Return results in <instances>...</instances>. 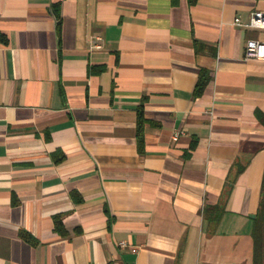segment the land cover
Returning a JSON list of instances; mask_svg holds the SVG:
<instances>
[{
  "label": "crops",
  "instance_id": "obj_1",
  "mask_svg": "<svg viewBox=\"0 0 264 264\" xmlns=\"http://www.w3.org/2000/svg\"><path fill=\"white\" fill-rule=\"evenodd\" d=\"M255 11L0 0V264H254L264 29L234 20Z\"/></svg>",
  "mask_w": 264,
  "mask_h": 264
},
{
  "label": "trees",
  "instance_id": "obj_2",
  "mask_svg": "<svg viewBox=\"0 0 264 264\" xmlns=\"http://www.w3.org/2000/svg\"><path fill=\"white\" fill-rule=\"evenodd\" d=\"M53 10L55 17L58 20V28L60 27L61 22V11L60 4H54ZM208 73L203 71L199 77L195 94H202L204 88L209 82ZM139 119L142 120V112L139 114ZM142 142L141 137L139 136V143ZM253 239H254V264H264V175L261 187V199L259 204V209L257 212V216L254 220L253 227Z\"/></svg>",
  "mask_w": 264,
  "mask_h": 264
},
{
  "label": "built area",
  "instance_id": "obj_3",
  "mask_svg": "<svg viewBox=\"0 0 264 264\" xmlns=\"http://www.w3.org/2000/svg\"><path fill=\"white\" fill-rule=\"evenodd\" d=\"M234 24L253 29H264V12L255 11L251 13L247 23H243L240 18H236ZM94 48H100V46L96 43ZM245 59H256L264 62V42L248 40L245 47ZM178 136L179 134L175 133L174 139H177Z\"/></svg>",
  "mask_w": 264,
  "mask_h": 264
},
{
  "label": "water",
  "instance_id": "obj_4",
  "mask_svg": "<svg viewBox=\"0 0 264 264\" xmlns=\"http://www.w3.org/2000/svg\"><path fill=\"white\" fill-rule=\"evenodd\" d=\"M251 217H252V218H255L256 216L253 215V216H251Z\"/></svg>",
  "mask_w": 264,
  "mask_h": 264
}]
</instances>
